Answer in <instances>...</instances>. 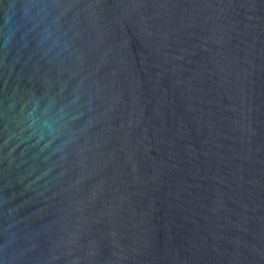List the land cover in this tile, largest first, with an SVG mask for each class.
I'll list each match as a JSON object with an SVG mask.
<instances>
[{"label":"water","instance_id":"water-1","mask_svg":"<svg viewBox=\"0 0 264 264\" xmlns=\"http://www.w3.org/2000/svg\"><path fill=\"white\" fill-rule=\"evenodd\" d=\"M0 264H264V0H0Z\"/></svg>","mask_w":264,"mask_h":264}]
</instances>
